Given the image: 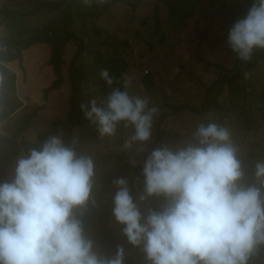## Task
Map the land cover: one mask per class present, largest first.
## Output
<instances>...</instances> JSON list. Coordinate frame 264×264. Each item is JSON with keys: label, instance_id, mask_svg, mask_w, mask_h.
<instances>
[{"label": "clouds", "instance_id": "9594fccd", "mask_svg": "<svg viewBox=\"0 0 264 264\" xmlns=\"http://www.w3.org/2000/svg\"><path fill=\"white\" fill-rule=\"evenodd\" d=\"M227 43L245 61L254 49H264V0H253L234 22ZM99 76L111 91L101 106L95 99L81 104L85 117L98 122L101 136L113 135L121 122L133 126L126 147L148 142L158 109L113 87L116 78L107 68ZM195 135L198 145L175 151L163 146L144 162L145 191L163 195V209L142 217L126 179L119 178L115 219L132 245H143L149 264H249L264 246V162L256 164L260 186L242 185L229 131L200 124ZM93 177V160L78 156L58 136L21 157L14 179L0 183V264H123L122 247L112 258L98 257L77 218L91 198Z\"/></svg>", "mask_w": 264, "mask_h": 264}, {"label": "trees", "instance_id": "16d2710c", "mask_svg": "<svg viewBox=\"0 0 264 264\" xmlns=\"http://www.w3.org/2000/svg\"><path fill=\"white\" fill-rule=\"evenodd\" d=\"M122 1L127 0H107L103 3L100 0H90L88 4L85 0H10L16 5L11 6L7 1L0 7V25L6 26L10 32L9 35L0 36V106L2 108L0 119L6 118L22 103L16 96L17 74L8 66L9 62L22 61L24 50L33 45L47 44L50 48L48 64L52 66L55 75L52 83L44 88V97L48 98L49 92L60 89L66 79L63 70V65L66 63L64 58L66 45L71 41L76 44V51L68 67L70 101L67 118H55L49 128L40 130L34 139H27L25 134L44 105L38 104L33 110L25 112L12 133L0 136L7 147L8 162L15 161L17 166L21 157L28 156L32 149L40 150L43 144L53 136H58L64 145L73 148L78 156H86L78 142V129L83 125L90 126L96 136H101L98 122L87 119L80 105L88 104L89 101L95 99L97 105L101 106V102L111 91L99 76L100 70L104 68H107L116 78L113 87L126 90L123 74L128 70L129 63L125 56L116 52L113 42L103 35L104 30L99 24L101 17L110 6ZM206 1L156 0L152 14L144 17L142 21L145 23L152 19L154 29L161 32V41H165L166 33L162 32L161 5L166 7L168 24L176 33L189 20L204 12ZM208 1L213 5L216 2V0ZM252 3L253 0H236L230 20L235 22L243 18ZM132 6L136 7L134 3ZM44 9L61 10V15L56 21L46 22L40 27L25 24L26 17L35 15ZM86 56L91 57L90 62H84ZM262 63H264V49H254L251 58L247 61L241 60L236 54L233 66L219 72L218 77L207 87L200 106H193L189 103L172 104L173 111L177 113L190 110L203 114L208 111L221 110L224 107L221 95L225 91L236 103L238 99L249 95L245 72L252 71ZM143 82L147 89H152L155 85L154 77L149 71L143 75ZM250 96L248 112L260 111L264 114V88L259 92L252 91ZM209 123L211 121H206V125ZM215 124L225 128L222 119ZM122 130L121 126H116L113 135H105L106 145L110 144L115 137L117 138V132H122ZM118 138L116 144L125 141L122 135ZM159 142L160 137L152 144L156 145ZM186 145L184 143V146ZM193 145H198V139H194ZM260 148L237 156L244 172L241 184L250 185L254 180H261L255 175L257 162H264V146ZM110 158L117 160L114 167H106L104 164ZM91 159L94 163L91 198L87 206L78 209L76 213L77 218L83 222L84 235L92 241L93 252L97 256L113 255L118 247H122L124 249L123 264H142V252L129 256L127 250L135 245L123 242V235L114 225V221L117 220L113 214V199L117 192L115 181L124 178L127 181L130 195L140 211H158L163 204L167 203L163 195L148 196L145 191V182L141 179L144 178L143 166L147 158L139 156L134 149L129 148L114 155L107 153L104 156V163L94 157ZM0 183H3V178L0 179ZM141 196H144L143 200L140 199ZM249 264H264V246H261L251 257Z\"/></svg>", "mask_w": 264, "mask_h": 264}, {"label": "rangeland", "instance_id": "374dc122", "mask_svg": "<svg viewBox=\"0 0 264 264\" xmlns=\"http://www.w3.org/2000/svg\"><path fill=\"white\" fill-rule=\"evenodd\" d=\"M7 1L11 6L16 5L10 0H0V7ZM235 1L216 0L213 5L207 0L204 12L189 20L176 33L168 24L166 7L161 5L160 14L163 21L162 32L166 33L165 41H161V32L154 29L152 19L145 23L142 21L144 17L152 14L156 0L117 2L112 4L101 17L99 24L104 30L103 35L113 42L116 52L125 56L129 63L128 70L123 74L124 83L128 85L126 90L132 96L146 98L149 107L158 109V113L153 117L150 140L143 145L139 142L134 143L131 147L139 156L147 158L151 151L163 146L175 151L194 144V139H198L195 135L198 126L206 125V121L216 123L219 119L223 120L225 128L230 133L237 156L264 146V114L260 111L248 112L252 91L259 92L264 88V63L252 71L245 72L249 95L238 99L235 103L225 91L221 95L224 101L221 110L203 114L190 110L175 113L171 106L181 103L200 106L207 87L218 77L219 72L233 66L236 54L228 45L227 37L234 24L230 17L235 8ZM133 3L136 7L132 6ZM60 15L61 10L44 9L26 17L25 24L40 27L46 22L56 21ZM9 33L6 26L0 25V36ZM75 51L74 41L66 45L64 49L66 63L63 65L66 79L60 89L49 92L48 98L44 97V88L52 83L55 75L52 66L48 64L50 48L47 44L33 45L24 50L22 61L10 62L8 66L17 71L16 96L22 103L0 126V135L12 133L21 116L33 110L38 104L44 107L38 112L31 128L26 132L27 139H34L40 130L49 128L55 118H67L70 101L68 67ZM90 60V56L84 58V62ZM147 71L155 80L152 89H147L143 82V75ZM1 109L0 106V111ZM257 125L259 127H256ZM117 126L122 127V132L117 134L122 135L125 141L116 144V140L119 139L117 136L108 145H106V137L96 136L90 126H80L78 142L86 156L94 157L104 163V156L107 153L114 155L129 149L125 145L134 134V127L131 125L126 127L125 122ZM158 137L160 142L156 145L152 144ZM184 143L187 145L184 146ZM116 162L115 158H110L104 164L106 167H114ZM15 168L16 162H8L7 147L0 138V179L3 178V182H11L15 176ZM141 181L145 182V177ZM260 183L261 180H254L252 184L259 187ZM165 205L163 204L158 211ZM140 212L142 217H147L150 210ZM114 225L123 235L122 241L130 243L123 234L124 226L118 221H114ZM142 249V244L133 246L127 250V254L134 256L137 252H142V264H149ZM115 254L98 257L112 258Z\"/></svg>", "mask_w": 264, "mask_h": 264}, {"label": "crops", "instance_id": "0c3cea01", "mask_svg": "<svg viewBox=\"0 0 264 264\" xmlns=\"http://www.w3.org/2000/svg\"><path fill=\"white\" fill-rule=\"evenodd\" d=\"M8 65H10V62L8 63ZM15 72H17V71H15ZM17 83H18V81H17ZM20 107V106H19ZM18 107V108H19ZM15 112V111H14ZM13 114V112L11 113V115ZM10 114L6 117V118H2V119H0V126L3 124V122H5L10 116H11ZM5 134V133H4ZM3 135V134H2ZM1 136V135H0Z\"/></svg>", "mask_w": 264, "mask_h": 264}]
</instances>
